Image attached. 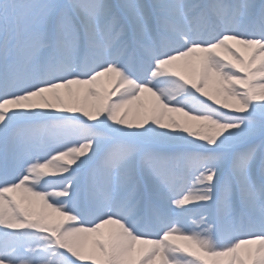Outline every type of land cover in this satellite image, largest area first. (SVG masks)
Instances as JSON below:
<instances>
[{
    "label": "snow or ice",
    "instance_id": "6c2138e0",
    "mask_svg": "<svg viewBox=\"0 0 264 264\" xmlns=\"http://www.w3.org/2000/svg\"><path fill=\"white\" fill-rule=\"evenodd\" d=\"M0 264H264V0H0Z\"/></svg>",
    "mask_w": 264,
    "mask_h": 264
}]
</instances>
